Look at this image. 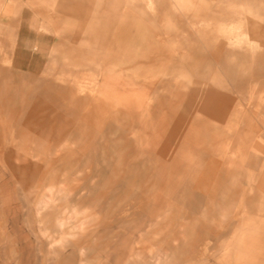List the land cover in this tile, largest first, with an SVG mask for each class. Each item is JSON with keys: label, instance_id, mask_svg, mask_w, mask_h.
<instances>
[{"label": "rangeland", "instance_id": "rangeland-1", "mask_svg": "<svg viewBox=\"0 0 264 264\" xmlns=\"http://www.w3.org/2000/svg\"><path fill=\"white\" fill-rule=\"evenodd\" d=\"M84 1L0 0V264H264V0Z\"/></svg>", "mask_w": 264, "mask_h": 264}, {"label": "crops", "instance_id": "crops-1", "mask_svg": "<svg viewBox=\"0 0 264 264\" xmlns=\"http://www.w3.org/2000/svg\"><path fill=\"white\" fill-rule=\"evenodd\" d=\"M86 1L84 0H57V5H58V10L61 12H65L66 10H68L70 13H77L78 11H83L84 9V5H85ZM112 5V4H111ZM70 7H74L73 10L70 9ZM110 11L112 13L113 9H112V6L110 8ZM45 17L48 19V20H54V21H61V17L57 14H51V13H48V12H45ZM108 24H113V21L110 19L109 23ZM247 24H261V23H258V22H253V21H250L249 23ZM255 30V32L257 34H260L262 33V31L259 29V28H256L254 27L253 28ZM1 66V65H0Z\"/></svg>", "mask_w": 264, "mask_h": 264}, {"label": "bare ground", "instance_id": "bare-ground-1", "mask_svg": "<svg viewBox=\"0 0 264 264\" xmlns=\"http://www.w3.org/2000/svg\"><path fill=\"white\" fill-rule=\"evenodd\" d=\"M61 240V239H60Z\"/></svg>", "mask_w": 264, "mask_h": 264}]
</instances>
